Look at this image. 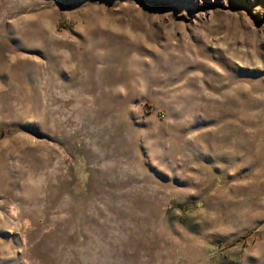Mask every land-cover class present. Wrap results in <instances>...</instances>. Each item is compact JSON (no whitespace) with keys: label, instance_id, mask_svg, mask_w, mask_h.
<instances>
[{"label":"rangeland","instance_id":"obj_1","mask_svg":"<svg viewBox=\"0 0 264 264\" xmlns=\"http://www.w3.org/2000/svg\"><path fill=\"white\" fill-rule=\"evenodd\" d=\"M0 264H264V0H0Z\"/></svg>","mask_w":264,"mask_h":264}]
</instances>
